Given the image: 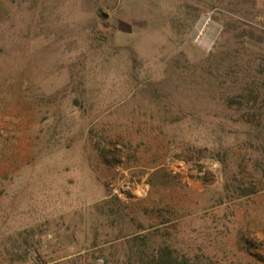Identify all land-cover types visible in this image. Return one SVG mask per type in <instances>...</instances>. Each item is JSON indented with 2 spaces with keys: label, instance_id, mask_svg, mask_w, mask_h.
<instances>
[{
  "label": "rangeland",
  "instance_id": "obj_1",
  "mask_svg": "<svg viewBox=\"0 0 264 264\" xmlns=\"http://www.w3.org/2000/svg\"><path fill=\"white\" fill-rule=\"evenodd\" d=\"M159 199L180 212H144ZM252 225L264 0H0V264H115L154 230L180 252L264 264L239 241Z\"/></svg>",
  "mask_w": 264,
  "mask_h": 264
},
{
  "label": "trees",
  "instance_id": "obj_2",
  "mask_svg": "<svg viewBox=\"0 0 264 264\" xmlns=\"http://www.w3.org/2000/svg\"><path fill=\"white\" fill-rule=\"evenodd\" d=\"M159 201L162 200L159 199V204L155 207L145 208L144 212L148 215L151 214L161 222H167L181 210L176 202L163 205ZM116 217L119 224L132 227L133 230L141 229L144 226L143 220L137 215L116 214ZM155 233H157V230L136 235L126 240L124 243H130V246L119 255L115 264H223L221 261L214 260L205 254L192 255L189 252H180L175 248V243L171 241L157 242L152 239ZM239 241L243 244L245 250L257 252L256 256L264 261V225H252L244 231H240ZM102 264H107L105 258Z\"/></svg>",
  "mask_w": 264,
  "mask_h": 264
},
{
  "label": "bare ground",
  "instance_id": "obj_3",
  "mask_svg": "<svg viewBox=\"0 0 264 264\" xmlns=\"http://www.w3.org/2000/svg\"><path fill=\"white\" fill-rule=\"evenodd\" d=\"M215 27L214 23L207 17H203L197 24L194 32L195 42L202 48L208 49L214 39L215 31L208 33V27Z\"/></svg>",
  "mask_w": 264,
  "mask_h": 264
}]
</instances>
